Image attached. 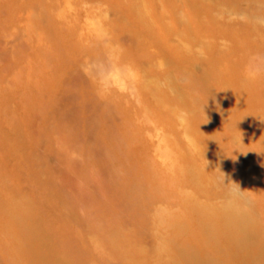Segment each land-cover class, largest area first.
I'll list each match as a JSON object with an SVG mask.
<instances>
[{
    "label": "rangeland",
    "instance_id": "1",
    "mask_svg": "<svg viewBox=\"0 0 264 264\" xmlns=\"http://www.w3.org/2000/svg\"><path fill=\"white\" fill-rule=\"evenodd\" d=\"M0 264H264V0H0Z\"/></svg>",
    "mask_w": 264,
    "mask_h": 264
},
{
    "label": "clouds",
    "instance_id": "2",
    "mask_svg": "<svg viewBox=\"0 0 264 264\" xmlns=\"http://www.w3.org/2000/svg\"><path fill=\"white\" fill-rule=\"evenodd\" d=\"M99 39L107 46L110 38L106 29L102 31ZM81 71L95 80L99 94L113 90L125 92L139 80L138 70L131 64L123 63L112 46H107L104 58L86 60L81 66ZM184 115L181 114V123L184 122Z\"/></svg>",
    "mask_w": 264,
    "mask_h": 264
}]
</instances>
